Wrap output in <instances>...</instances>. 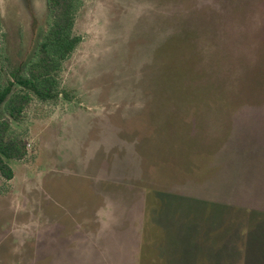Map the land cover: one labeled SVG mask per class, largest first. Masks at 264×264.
Masks as SVG:
<instances>
[{
    "label": "rangeland",
    "instance_id": "1",
    "mask_svg": "<svg viewBox=\"0 0 264 264\" xmlns=\"http://www.w3.org/2000/svg\"><path fill=\"white\" fill-rule=\"evenodd\" d=\"M48 0H0V87ZM62 95L13 124L0 264H264V0H83Z\"/></svg>",
    "mask_w": 264,
    "mask_h": 264
},
{
    "label": "trees",
    "instance_id": "2",
    "mask_svg": "<svg viewBox=\"0 0 264 264\" xmlns=\"http://www.w3.org/2000/svg\"><path fill=\"white\" fill-rule=\"evenodd\" d=\"M83 0H48V26L36 44L34 57L0 87V176L15 177L12 162L28 156V140L12 125L22 124L34 100L53 103L62 95L61 75L65 63L82 42L75 21Z\"/></svg>",
    "mask_w": 264,
    "mask_h": 264
}]
</instances>
